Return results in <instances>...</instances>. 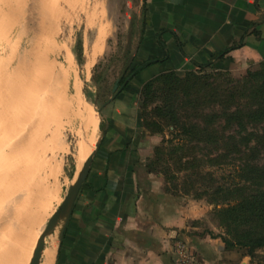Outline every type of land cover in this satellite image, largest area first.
<instances>
[{
	"label": "rangeland",
	"instance_id": "obj_1",
	"mask_svg": "<svg viewBox=\"0 0 264 264\" xmlns=\"http://www.w3.org/2000/svg\"><path fill=\"white\" fill-rule=\"evenodd\" d=\"M138 6L139 0H0V264H28L38 238L45 241L47 226L80 170L77 147L89 138L92 143L82 147L86 155L96 145L104 103L119 96L113 91L115 81L120 79V84L136 65L131 59L140 30ZM259 64L236 76L207 68L190 71L206 84L224 88ZM187 72L176 73L184 77ZM157 75L140 76L144 81L130 85L141 122L145 112L150 121L161 123L155 107L169 94L175 96L165 90L152 93L143 112L142 85ZM184 98L180 93L177 101ZM184 112H191V107ZM86 115L96 120L87 134ZM173 129L166 126L155 133L147 129L155 134L147 169L163 178L171 195L207 204L203 223L213 228L211 234L220 235L223 227L209 193L216 185H241L240 169L249 154L223 157L225 149L193 140L180 147L181 136ZM249 130L260 133L263 127ZM255 157L258 165L263 164V149ZM47 240L40 264H48ZM262 253L256 249L247 264H260Z\"/></svg>",
	"mask_w": 264,
	"mask_h": 264
},
{
	"label": "crops",
	"instance_id": "obj_2",
	"mask_svg": "<svg viewBox=\"0 0 264 264\" xmlns=\"http://www.w3.org/2000/svg\"><path fill=\"white\" fill-rule=\"evenodd\" d=\"M136 17L131 60L157 61L104 103L90 170L53 264H174L179 240L201 264H247L248 255L226 249L203 223L207 204L171 195L147 169L155 134L143 126L130 85L164 71L236 76L255 68L264 60V0H139Z\"/></svg>",
	"mask_w": 264,
	"mask_h": 264
},
{
	"label": "trees",
	"instance_id": "obj_3",
	"mask_svg": "<svg viewBox=\"0 0 264 264\" xmlns=\"http://www.w3.org/2000/svg\"><path fill=\"white\" fill-rule=\"evenodd\" d=\"M156 61H143L132 67L120 84V79H117L118 86L114 93H120L141 68ZM228 82V87L219 88L206 84L202 77L192 71H188L184 77L175 71L160 73L142 85L143 112L152 93H163L165 90L175 96L170 98L169 94L155 107L154 115L161 123L150 121L145 112L141 118L143 126L153 133L172 126L181 136L178 139L180 147L193 140L210 145L214 150L225 149L223 157L238 152L249 154L250 161L246 160L240 169L242 184L226 188L216 185L209 193V200L216 204V218L223 227V233L218 236L225 248L241 250L248 256H253L254 251L260 248L263 250L260 264H264V163L258 165L255 157L260 150L264 151V60L257 69L248 71L241 79ZM157 84L161 86L155 87ZM188 91L193 92L192 96ZM203 91L207 96L201 95ZM180 93L185 98L178 102ZM207 101L210 103L205 104ZM187 106L191 107V112H184ZM206 108H209L207 113L203 112ZM191 116L195 118L194 121L189 120ZM258 126L263 127L262 132L249 130V127ZM225 130H229L227 134L223 133ZM207 190L204 194H207ZM200 196L201 193L196 194L195 198ZM219 204L222 206L217 207ZM190 252L196 256L194 251Z\"/></svg>",
	"mask_w": 264,
	"mask_h": 264
},
{
	"label": "water",
	"instance_id": "obj_4",
	"mask_svg": "<svg viewBox=\"0 0 264 264\" xmlns=\"http://www.w3.org/2000/svg\"><path fill=\"white\" fill-rule=\"evenodd\" d=\"M117 82L118 81L116 80L114 87H113V91H116V88L118 86ZM113 98H114V95L112 96L111 99H113ZM97 143H98V140H97ZM97 143H96L95 147L97 146ZM94 150L90 153L86 162L81 167L75 181L69 186L67 192L65 193V195L62 199V202H61L58 210L53 215V217L51 218V220L47 226L45 236H47L49 234H53L55 230L57 232V246H56V254H55L54 262L57 259L59 248H60L63 236H64V232H65L67 223H68L69 218L71 216L75 200L79 194V191L81 190L82 186L84 185L86 178H87V175H88V172L90 170ZM44 245H45L44 237H41L39 239L38 245L34 251V254H33V257L31 259L30 264H39L40 263V258H41V254H42V250L44 248Z\"/></svg>",
	"mask_w": 264,
	"mask_h": 264
},
{
	"label": "bare ground",
	"instance_id": "obj_5",
	"mask_svg": "<svg viewBox=\"0 0 264 264\" xmlns=\"http://www.w3.org/2000/svg\"><path fill=\"white\" fill-rule=\"evenodd\" d=\"M90 111V110H89ZM87 115H89V113L87 114ZM86 115V116H87ZM95 115L97 116V114L95 113ZM89 116H87V119L86 120H84V122L86 121L87 122V125L84 123V125L85 126H87V129L86 128H84V129H86V134L87 133H91L92 132V129H93V127L95 126V119L91 116V118H88ZM98 117V116H97ZM81 119H83V117H81ZM85 134V135H86ZM85 135H84V137H85ZM83 139V138H82ZM87 139V138H86ZM85 139V141L86 142H84L83 144H80L79 145V147H77V148H79L78 149V151H77V153H76V157H77V159H79L80 160V162L78 163V164H80L79 166H77V167H79L80 169H81V167L83 166V164L86 162V160H87V158H88V156L90 155V153L92 152V150H93V148H94V146H92L91 148H89V150H88V152L86 153V155H85V152H83V146L86 144V149L88 148V146H89V144H91L92 142L90 141L89 142V138L86 140ZM83 142V141H82ZM91 146V145H90ZM83 155H85V158L83 159V161H81V159L83 158ZM80 171V170H79ZM78 171V172H79ZM63 199V198H62ZM62 202V201H61ZM61 204V203H60ZM48 237V238H47ZM47 237L45 238V241H46V239H48L47 240V246H46V249H45V255H46V261L48 262V264H53V261H54V259H51V254L53 253V251H56V246H57V232H56V230L54 231V233L53 234H49V235H47ZM39 239L40 238H38V240H37V243H36V245H35V247H34V249H33V251L31 252V255H30V259H29V263L28 264H30V262H31V259H32V257H33V254H34V251H35V249H36V247H37V245H38V242H39ZM46 245V244H45ZM43 251V250H42ZM41 256H42V254H41ZM44 260V259H43ZM40 261H41V258H40ZM45 262V261H44ZM40 264V263H39Z\"/></svg>",
	"mask_w": 264,
	"mask_h": 264
},
{
	"label": "built area",
	"instance_id": "obj_6",
	"mask_svg": "<svg viewBox=\"0 0 264 264\" xmlns=\"http://www.w3.org/2000/svg\"><path fill=\"white\" fill-rule=\"evenodd\" d=\"M174 253V264H201L199 259L185 246V243L180 240L175 245Z\"/></svg>",
	"mask_w": 264,
	"mask_h": 264
}]
</instances>
